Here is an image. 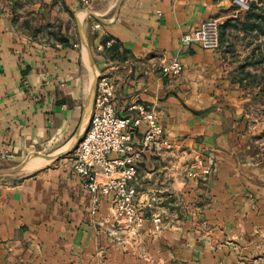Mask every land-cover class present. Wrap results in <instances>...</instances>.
<instances>
[{"label":"crops","instance_id":"obj_1","mask_svg":"<svg viewBox=\"0 0 264 264\" xmlns=\"http://www.w3.org/2000/svg\"><path fill=\"white\" fill-rule=\"evenodd\" d=\"M14 1L0 0V173L11 176L0 178V264H264V160L251 150L246 114L247 92L264 81L234 78L220 47L181 41L207 18L244 16L240 4L65 0L62 11L67 19L74 13L77 30L63 25L64 45L28 28ZM174 58L182 73L164 75L161 67ZM101 75L117 84L118 115L142 103L173 142L163 153L145 151L138 163L146 216L139 228L114 219L110 197L92 214L84 178L67 158L96 110ZM187 156L197 159V177L178 176ZM200 160L211 164L210 175L199 174ZM170 189L178 212L154 206L157 193L162 201ZM154 214L164 218L159 233Z\"/></svg>","mask_w":264,"mask_h":264},{"label":"built area","instance_id":"obj_2","mask_svg":"<svg viewBox=\"0 0 264 264\" xmlns=\"http://www.w3.org/2000/svg\"><path fill=\"white\" fill-rule=\"evenodd\" d=\"M236 2L246 10L250 7L248 0ZM220 25L216 18L205 19L194 30L183 34L182 45L186 47L198 43L205 49H219ZM96 26L99 28L101 25ZM183 68V63L174 58L165 63L161 70L164 75L176 76L182 73ZM116 88L113 78L98 76L95 86L96 110L75 151L71 167L74 173L84 178L86 189L92 196V214L97 212L102 197H110L114 219L139 228L144 225L146 216L138 200V163L145 151L151 149L163 153L172 147L173 142L166 136L155 111L142 103L130 106L131 115H118ZM140 127H143L141 135L135 138L136 130ZM199 170V174L206 177L210 175L212 166L200 160ZM152 221L154 233L164 229L161 214H154Z\"/></svg>","mask_w":264,"mask_h":264},{"label":"rangeland","instance_id":"obj_3","mask_svg":"<svg viewBox=\"0 0 264 264\" xmlns=\"http://www.w3.org/2000/svg\"><path fill=\"white\" fill-rule=\"evenodd\" d=\"M10 1V0H8ZM35 4L29 3L28 0H16L14 1V6L17 5L16 9L18 10L19 16H29L27 27L34 28L39 32L38 35L40 38H47L50 36V31H61L63 25L66 26V29H72L73 32L77 30V24H75L74 13H71L72 18L67 19L66 13L62 11L64 8L67 11L65 0H34ZM256 2L260 7L264 8V0H250L249 3ZM17 3V4H16ZM33 8V14L27 12V8ZM75 7V5H73ZM79 7H87L86 5L81 4ZM244 12L247 10L241 7ZM245 16V15H244ZM243 15L236 17H230L225 19L223 22L220 21L221 26L225 21L231 20L227 27L223 29V35L221 36V46L220 50L223 53V57H226L224 63L234 66V71L238 80H246L247 83L255 84L258 81H264V35H258L255 32H244L239 26H237V19H244ZM32 20V23H30ZM51 27V28H50ZM261 60V62H258ZM256 75L258 78H253ZM264 83V82H263ZM255 92H247L250 94V101L246 109L247 114V123L252 128V147L253 153L259 154V158L264 160V84L263 86ZM73 153V154H71ZM68 159L72 163V159L75 157V152H71ZM162 155H159L161 157ZM183 156V155H182ZM35 156L31 157L34 158ZM63 158V157H59ZM50 158L49 163H53V160ZM57 157L54 158L56 160ZM172 160H175L174 157ZM196 158L187 156L184 160H181V166L178 169L183 168V172L179 173L178 176L182 178H194L197 177V170H191V167L195 165ZM170 166L172 163H169ZM49 164L47 163L45 167ZM2 167V166H1ZM176 169V168H174ZM195 169V167L193 168ZM27 171L24 168L21 172L25 173ZM192 174H189L191 173ZM20 172V173H21ZM10 173H0V178H10ZM174 191L177 189L172 188ZM162 197L158 192L154 197L155 205L159 206V202H163L166 206H169L170 209L180 211L181 206L174 204L175 202V193L168 190L165 193L164 199L161 201L159 198ZM161 206V204H160ZM179 207V209H176ZM156 212V211H155Z\"/></svg>","mask_w":264,"mask_h":264},{"label":"trees","instance_id":"obj_4","mask_svg":"<svg viewBox=\"0 0 264 264\" xmlns=\"http://www.w3.org/2000/svg\"><path fill=\"white\" fill-rule=\"evenodd\" d=\"M17 4V3H16ZM250 7L245 12L244 19L241 20L240 18L237 19V26H239L244 32H255L258 35H264V8L260 7L258 3L252 2L249 3ZM17 7V5H16ZM231 20H227L224 24L220 25V40L221 36L223 35V29L228 26ZM50 36L54 39L60 41L64 45H69V39L65 37L61 31H50ZM117 46H112V49H115ZM258 62H261L259 60ZM253 78H258L256 75H253ZM262 82V81H258ZM252 83V82H251Z\"/></svg>","mask_w":264,"mask_h":264},{"label":"water","instance_id":"obj_5","mask_svg":"<svg viewBox=\"0 0 264 264\" xmlns=\"http://www.w3.org/2000/svg\"><path fill=\"white\" fill-rule=\"evenodd\" d=\"M78 23H79V27H81V21L80 20H78ZM176 209H179V207H177Z\"/></svg>","mask_w":264,"mask_h":264}]
</instances>
